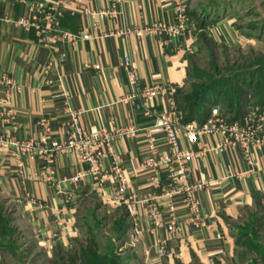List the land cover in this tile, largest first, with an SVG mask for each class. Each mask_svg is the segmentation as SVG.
I'll use <instances>...</instances> for the list:
<instances>
[{
  "label": "crops",
  "instance_id": "obj_1",
  "mask_svg": "<svg viewBox=\"0 0 264 264\" xmlns=\"http://www.w3.org/2000/svg\"><path fill=\"white\" fill-rule=\"evenodd\" d=\"M53 1L0 0V133L8 130L14 140L39 141L48 126L51 139L59 142L69 113L75 111L80 112L78 121L85 130L137 132L115 139L113 156L100 160V185L94 174L74 180L86 168L74 151L53 157L50 176L45 171L47 155L18 153L12 146L0 145V194L5 204L13 206L30 238L43 249H62L74 238L75 219L86 198L118 206L102 198V193L113 195L115 178L109 174L114 157L139 201L132 213L127 212L143 252L139 264H234L229 222L255 209L264 211V146L251 147L252 172H248L242 149L223 144V134L200 135L190 143L179 129L180 148L193 154L185 160L187 171L177 183L207 184L193 191L199 202L198 218L193 217L184 192L163 194L169 186L168 173L156 162L170 154L169 146L162 132H150L154 117L145 115L139 97L128 98L135 89L122 69L128 56L137 70V94L147 86L167 87L170 93L158 94L150 107L155 115L170 109L175 93L187 87L189 63L200 46L188 0L185 32L171 37L154 29L175 21L170 0H63L59 31L87 33L89 39L53 45L39 42L33 29L6 20L22 17L28 6ZM112 6L115 17L100 19L90 13ZM226 23L220 18L213 27L201 29L208 34L220 30L228 37ZM126 29L131 32L123 33ZM213 101L210 114H222L221 99ZM256 112L261 117L258 136L264 140V109ZM172 166L179 169L176 163ZM151 204L160 213L159 226L148 218Z\"/></svg>",
  "mask_w": 264,
  "mask_h": 264
},
{
  "label": "rangeland",
  "instance_id": "obj_2",
  "mask_svg": "<svg viewBox=\"0 0 264 264\" xmlns=\"http://www.w3.org/2000/svg\"><path fill=\"white\" fill-rule=\"evenodd\" d=\"M188 3L193 11L190 19L198 27L200 46L189 63L188 84L182 95L215 79L227 86L222 97H229L234 85L230 80L238 70L264 65V0H188ZM220 18H226L228 37L220 30L217 34L202 30L205 25L213 27ZM247 81L255 84L251 79ZM256 81L264 82V68ZM244 109L253 112L254 118L259 117L257 106L248 104ZM1 197L0 194V264H139L141 261L139 239L132 233V220L126 218L127 211L121 206L105 205L95 197L86 198L75 219L74 238L62 249L45 250L30 238L29 228ZM253 211L229 222L234 264H264V211L260 208Z\"/></svg>",
  "mask_w": 264,
  "mask_h": 264
},
{
  "label": "built area",
  "instance_id": "obj_3",
  "mask_svg": "<svg viewBox=\"0 0 264 264\" xmlns=\"http://www.w3.org/2000/svg\"><path fill=\"white\" fill-rule=\"evenodd\" d=\"M174 7V19L175 21L171 25L157 24L154 29L163 30L168 36L180 35L185 32L187 25L186 0H170ZM63 0H55L48 5H33L28 6L26 14L18 19H6L15 27H19L24 30L33 29L39 40L44 45H53L57 42L69 41L74 42L78 39L88 40L87 33L69 34L59 31L58 19L63 11ZM112 6L109 9L103 11H97L90 13L97 18L103 19L105 17H115L117 13ZM126 29L123 33H130ZM122 69L125 71L126 80L130 87L135 89L128 98L132 99L139 97L140 106L144 108L145 115L148 117H154V123L150 129V132H162L165 135L168 146L169 155L162 157L156 164L163 166L167 169L169 186L163 191L166 196L176 195L177 193H185V201L188 203L191 214L193 217L198 218L196 215L198 209V200L195 199L193 191L194 189H200L207 186L206 183H194L188 185L184 183V180H179L182 183L178 184L177 180L182 179L187 171L185 167V160L190 158L193 151L184 150L180 148L179 137L177 132L182 129L183 133L187 135L188 141L195 142L200 135H213L214 133H220L225 136L223 144H236L242 149L243 156L246 164L250 167L248 172H252V153L251 147L261 148L264 146V140L258 136L261 121V117H253V112H248L246 115L238 120H229L227 117L222 116L220 113L212 112L206 121L198 123L191 121L188 124L181 123V115L176 110L175 102L171 101V107L167 112H162L157 115L151 110L150 104L154 97L158 94L170 93L168 88L162 85H152L144 87L137 94L136 86L138 83L137 70L128 56L124 57L122 63ZM79 111L70 112L68 116L67 127H63V139L57 142L50 137V131L48 126L45 127L44 133L40 137L39 141L28 139L26 141L14 140L9 137V131L5 130L0 133V145L12 146L18 153H29L30 155H47V166L45 171L51 175L53 172L50 169V163L53 157L60 152L74 151L78 154L80 161L86 166L84 172L77 174L74 180L80 179L83 176L89 174L98 176L99 185L102 183V177L100 176V160L103 158L113 156L112 145L115 139L121 136L134 137L136 129H117L113 131H107L105 128H92L90 130L83 129L78 121ZM47 146V147H46ZM104 147V149H103ZM216 148V147H215ZM214 149V148H213ZM173 163L177 164L179 168L176 170L173 168ZM110 175L115 178V187L113 195L108 198L102 193V198L107 203H113L118 206H123L128 213H132L137 203H139L137 195L129 182L124 178L123 172L120 169L119 162L116 158H112L110 165ZM247 172V171H246ZM154 185L159 186L157 178H153ZM172 211V208H169ZM148 218L153 226H159L161 224L160 213L155 204H151L148 208ZM174 223V218H172Z\"/></svg>",
  "mask_w": 264,
  "mask_h": 264
},
{
  "label": "trees",
  "instance_id": "obj_4",
  "mask_svg": "<svg viewBox=\"0 0 264 264\" xmlns=\"http://www.w3.org/2000/svg\"><path fill=\"white\" fill-rule=\"evenodd\" d=\"M263 68L264 65L255 69L251 67L238 70V73L230 80L234 85L229 97H222L227 86L215 79L204 82L200 87H195L196 89L190 94L175 93L174 102L176 110L181 112V123L188 124L191 121L203 123L206 121L210 115L209 105L218 98L222 101V115L229 120H238L243 117L244 107L248 104L257 106L259 110L264 109V82L256 81ZM248 79L255 81V84H248ZM252 90L254 92L250 93ZM125 216L127 218L128 213L125 212Z\"/></svg>",
  "mask_w": 264,
  "mask_h": 264
}]
</instances>
